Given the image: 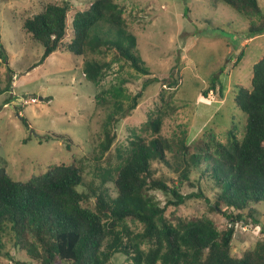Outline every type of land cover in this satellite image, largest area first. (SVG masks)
I'll return each instance as SVG.
<instances>
[{
	"label": "trees",
	"instance_id": "trees-1",
	"mask_svg": "<svg viewBox=\"0 0 264 264\" xmlns=\"http://www.w3.org/2000/svg\"><path fill=\"white\" fill-rule=\"evenodd\" d=\"M219 1L249 21L250 37L264 33L259 0ZM70 6V0L48 2L40 13L23 20L24 31L43 46L39 64L63 45L81 57L82 74L96 87L114 64L150 74L123 5L116 0L88 2L73 16L71 39L63 43ZM0 60L7 62L1 26ZM6 73L0 94L12 87L15 73L9 65ZM161 82L163 89L166 83L174 89L179 78ZM218 83L222 97L224 87ZM216 84L212 79L204 97L216 90ZM174 91L161 93L156 112L148 114L140 131L115 152L111 150L120 118L137 108L143 91L131 98L127 109L120 88L95 94V108L106 111L94 157L98 183H85L83 162L77 158L49 164L25 181L0 167V258L13 260L18 250L34 264H264V239L242 254L233 252L234 225L250 223L264 208V53L253 65L251 86L233 88V101L246 119L241 135L234 126L227 130L226 142L212 130L193 141L184 133L177 139L164 136L165 118L175 110ZM20 119L28 127L26 119ZM46 137L63 140L71 149L72 140L66 136ZM102 160L104 167L98 164ZM185 186L197 190L183 193ZM155 192L165 195L164 205ZM192 200L220 210L231 226L220 229L204 213L178 214V208ZM117 254L127 263H115Z\"/></svg>",
	"mask_w": 264,
	"mask_h": 264
},
{
	"label": "rangeland",
	"instance_id": "rangeland-1",
	"mask_svg": "<svg viewBox=\"0 0 264 264\" xmlns=\"http://www.w3.org/2000/svg\"><path fill=\"white\" fill-rule=\"evenodd\" d=\"M62 1L0 2L1 42L7 53V62L0 60V87L6 86L7 65L15 73L10 90L0 94V167L16 179L25 181L49 164L68 163L77 158L83 162L85 183H98L94 157L98 155L100 123L106 111L95 108V94L111 87L121 89L126 109L131 98L143 91L137 108L126 110L120 118L113 152L140 131L148 114L156 112L161 93L168 95L172 90H175L172 98L175 110L165 118L164 136L177 139L184 133L188 141H193L212 130L226 142L227 130L232 126L241 135L246 116L233 101V88L251 86L253 65L264 53V33L250 37L249 21L233 9L219 0H116L124 7L130 30L137 37L138 53L150 74L137 73L125 63L114 64L101 87H96L83 76L81 57L65 51L63 45L39 64L43 46L22 27L23 20L40 13L46 3ZM70 1L69 32L63 43L71 39L75 13L93 0ZM259 5L264 14V0H259ZM170 76L179 78V84L171 89L166 83L163 89L161 81H168ZM212 79H216V90L204 97ZM218 81L224 87L222 97ZM31 96L38 102L21 101ZM21 117L26 119L28 127L23 125ZM47 135L70 138L71 149L67 150L63 140L53 137L48 140ZM25 139L28 140L24 142ZM98 164L105 166L104 160ZM109 186L113 187L112 183ZM196 190L197 187L185 186L183 193ZM154 194L164 205L165 195ZM177 212L204 213L215 219L220 229L231 226L220 210L211 211L203 201H189ZM250 220L248 224L234 225L233 252L237 254L264 239V208H259L253 221ZM113 261L127 263L122 254H117ZM0 262L34 264L25 251L18 250L13 260L0 258Z\"/></svg>",
	"mask_w": 264,
	"mask_h": 264
},
{
	"label": "built area",
	"instance_id": "built-area-1",
	"mask_svg": "<svg viewBox=\"0 0 264 264\" xmlns=\"http://www.w3.org/2000/svg\"><path fill=\"white\" fill-rule=\"evenodd\" d=\"M21 101H23L24 104H30V103H37L38 99L35 96H31L28 99L21 98Z\"/></svg>",
	"mask_w": 264,
	"mask_h": 264
},
{
	"label": "crops",
	"instance_id": "crops-1",
	"mask_svg": "<svg viewBox=\"0 0 264 264\" xmlns=\"http://www.w3.org/2000/svg\"><path fill=\"white\" fill-rule=\"evenodd\" d=\"M49 57H50V56H49ZM49 57H48V58H49ZM13 106H14V105H13ZM14 107H15V106H14Z\"/></svg>",
	"mask_w": 264,
	"mask_h": 264
},
{
	"label": "water",
	"instance_id": "water-1",
	"mask_svg": "<svg viewBox=\"0 0 264 264\" xmlns=\"http://www.w3.org/2000/svg\"><path fill=\"white\" fill-rule=\"evenodd\" d=\"M40 99H42V98H40Z\"/></svg>",
	"mask_w": 264,
	"mask_h": 264
}]
</instances>
